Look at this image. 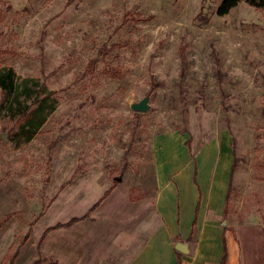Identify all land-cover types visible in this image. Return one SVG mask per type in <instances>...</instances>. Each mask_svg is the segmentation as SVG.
<instances>
[{
  "label": "rangeland",
  "instance_id": "1",
  "mask_svg": "<svg viewBox=\"0 0 264 264\" xmlns=\"http://www.w3.org/2000/svg\"><path fill=\"white\" fill-rule=\"evenodd\" d=\"M220 2L0 0V69L14 70L19 92L31 81L19 101L38 109L30 125L0 111V264L14 251L12 264H85L80 233L37 232L65 188L75 214L94 173L91 191L109 189L91 209L120 185L130 202L152 200L156 172L201 145L203 197L219 210L225 176L221 221L264 234V9L240 2L217 16ZM144 98L146 112L130 109ZM22 130L32 138L10 140Z\"/></svg>",
  "mask_w": 264,
  "mask_h": 264
},
{
  "label": "crops",
  "instance_id": "2",
  "mask_svg": "<svg viewBox=\"0 0 264 264\" xmlns=\"http://www.w3.org/2000/svg\"><path fill=\"white\" fill-rule=\"evenodd\" d=\"M201 149L202 145L192 156L182 153L170 159L169 163L165 160V165L169 166L167 170L156 172V189L152 200L130 202L126 186L122 188L120 185L110 190V194L91 209L109 189L91 191L94 177L100 175L94 173L84 182L88 188L81 190V200L84 201L81 214H75L79 210L74 205L76 189L72 185L67 186L37 222L38 234L50 225L67 223L88 212L86 219L62 229L66 237L80 233L81 242L77 252L85 264H220L223 241L225 264H264L262 230L241 223L225 226L221 221L228 216L225 176L224 204L220 211L212 201L208 202V198L203 197L199 183L203 165L198 166L197 161ZM163 163V160H159V169L163 168ZM188 164L192 165V174L183 177L180 174ZM186 184L193 186L189 194ZM86 189L89 191L86 192ZM217 240L220 242L219 257L214 247ZM179 243H188L186 252L176 249ZM188 254L191 261H188Z\"/></svg>",
  "mask_w": 264,
  "mask_h": 264
},
{
  "label": "trees",
  "instance_id": "3",
  "mask_svg": "<svg viewBox=\"0 0 264 264\" xmlns=\"http://www.w3.org/2000/svg\"><path fill=\"white\" fill-rule=\"evenodd\" d=\"M240 2H244L248 6L254 8L256 10H263L264 9V0H221V2L219 3V5L216 8L215 13L217 16H225V15L229 14L232 9L237 7V5ZM29 82H31V81L24 80L23 81V89L19 92L18 91V85L16 84V81H15L14 70L11 67H4V68L0 69V91L2 94V99L0 102V111L3 109H6L7 112H11L12 117L18 115L21 118H23L28 125H30V122L33 120L32 118H34V116L36 115V111H38V109H34L32 111H29V107L22 105L21 102L19 101L20 94H22L24 96L30 95L29 94L30 91H29L28 87H26ZM37 103H38V107H39L41 102L37 101ZM42 122H43V120L41 119L39 121V123H42ZM20 132L21 133H19V134L9 135L10 140H14L17 137L24 135L25 140L27 141L30 138H32V136H33V133H31L30 131H23L22 130ZM232 170H233V167H232L231 171ZM114 181L117 183L116 180H114ZM83 218H85V217H83ZM77 220H79V219L73 218L69 222H67L66 224H64V225L56 224L54 227H51V229L52 228H60V227H69ZM26 239H27L26 237L20 238V244L21 245L24 244ZM16 255H17V251H14L12 254L7 255L2 264H12ZM225 260H226V249H225V245H224V241H223V252H222V258H221L220 264H225Z\"/></svg>",
  "mask_w": 264,
  "mask_h": 264
},
{
  "label": "water",
  "instance_id": "4",
  "mask_svg": "<svg viewBox=\"0 0 264 264\" xmlns=\"http://www.w3.org/2000/svg\"><path fill=\"white\" fill-rule=\"evenodd\" d=\"M147 101L148 99L147 98H144L142 100H140L139 102L137 103H134V104H131L130 105V109L132 111H135V112H146L148 110V104H147ZM2 139L5 141L6 140V137H2ZM116 181H121V178H116L115 179ZM178 251L180 252H184L185 250H183L182 247L180 246H177L176 248Z\"/></svg>",
  "mask_w": 264,
  "mask_h": 264
}]
</instances>
